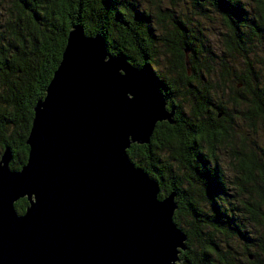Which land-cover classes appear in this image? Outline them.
Segmentation results:
<instances>
[{"label":"trees","instance_id":"1","mask_svg":"<svg viewBox=\"0 0 264 264\" xmlns=\"http://www.w3.org/2000/svg\"><path fill=\"white\" fill-rule=\"evenodd\" d=\"M141 1L0 0V154L10 151V170L24 164L32 107L44 95L67 31L79 25L85 36H100L108 54L146 73L173 113L172 125L157 123L147 144H131L125 153L157 183L158 199L174 193L172 222L185 235L178 258L264 264V147L245 148L242 140L238 146L233 127V118L251 127L264 121V0L247 7L241 0H189L193 19H219V56L190 16L172 14L179 0L162 10L159 0H145V7ZM257 54L255 70L250 61ZM160 55L168 66L156 72ZM219 150L230 180L218 165ZM25 206L24 199L13 204L18 214Z\"/></svg>","mask_w":264,"mask_h":264},{"label":"water","instance_id":"2","mask_svg":"<svg viewBox=\"0 0 264 264\" xmlns=\"http://www.w3.org/2000/svg\"><path fill=\"white\" fill-rule=\"evenodd\" d=\"M172 116L146 73L73 25L32 107L24 164L0 154V264H187L174 193L158 199L125 153Z\"/></svg>","mask_w":264,"mask_h":264},{"label":"rangeland","instance_id":"3","mask_svg":"<svg viewBox=\"0 0 264 264\" xmlns=\"http://www.w3.org/2000/svg\"><path fill=\"white\" fill-rule=\"evenodd\" d=\"M140 3V0H138ZM160 4H158V8L156 9H165L170 0H159ZM243 4L247 7L246 5L249 0H241ZM147 2L145 0L141 1L140 6L145 7ZM190 4L189 0H179L175 2L174 8L171 10L173 11L172 14L176 16H180V18L184 19V16H190L191 22L193 23L192 25L200 29L201 34L203 35L204 39L206 40L207 44L210 47V50L214 55H218L221 52V46H220V41H221V35L224 31L223 27L220 25L219 19L216 16H210L208 19H193L192 15H190ZM211 15V13H209ZM162 54V53H160ZM260 55H256V57H252L251 63L254 66L256 70V63L260 62ZM263 63V62H262ZM156 65H153V70L156 72H163L165 71V67L167 68V61L165 59V56L160 55L159 58L157 59ZM242 61L239 58H235L233 61V65L240 69L242 67ZM260 68V66H258ZM253 68V69H254ZM233 127H234V133L235 137L234 140L238 146H240V141H243V146L245 148L252 147L253 149H260L264 147V121H257L254 122V125L251 127L249 124V121L243 120V119H238V118H233ZM218 165L223 170V175L224 178L227 180H230L231 173L229 171L228 165V159L226 157V153L223 150L218 151ZM224 187L227 188L228 186L224 184ZM231 200H234V198H231ZM253 233V231H252ZM238 246H242L241 242L237 241L236 243ZM239 251H241V248H237ZM251 251L250 253L254 252V248H250Z\"/></svg>","mask_w":264,"mask_h":264}]
</instances>
